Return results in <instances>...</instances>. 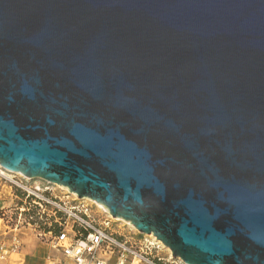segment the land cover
<instances>
[{
	"label": "water",
	"instance_id": "1",
	"mask_svg": "<svg viewBox=\"0 0 264 264\" xmlns=\"http://www.w3.org/2000/svg\"><path fill=\"white\" fill-rule=\"evenodd\" d=\"M0 165L264 264V0H0Z\"/></svg>",
	"mask_w": 264,
	"mask_h": 264
},
{
	"label": "built area",
	"instance_id": "2",
	"mask_svg": "<svg viewBox=\"0 0 264 264\" xmlns=\"http://www.w3.org/2000/svg\"><path fill=\"white\" fill-rule=\"evenodd\" d=\"M0 185L7 186L12 192H22L23 204L19 206V215L27 214L28 218H24L27 225L42 229L41 221L35 218L46 216L54 219L59 230H48L51 245L75 264H108L114 257H117L116 264H124L128 259H131V264L136 261L144 264H186L171 253L167 259L160 256V243L157 241L138 240L134 236L127 238L120 234L113 226V217L96 202L80 198L60 185L32 180L1 165ZM13 247H18L16 241ZM7 252L6 245H0L1 256L5 257Z\"/></svg>",
	"mask_w": 264,
	"mask_h": 264
},
{
	"label": "rangeland",
	"instance_id": "3",
	"mask_svg": "<svg viewBox=\"0 0 264 264\" xmlns=\"http://www.w3.org/2000/svg\"><path fill=\"white\" fill-rule=\"evenodd\" d=\"M11 191L7 186L0 185V245L5 244L8 252L5 257H2L0 254V264H6L7 256L12 254V258L9 260V264H18L21 263L24 256L21 254L25 249L38 250L37 256L40 258V262L37 264H75L71 259L66 258L61 251L55 249L51 245V238L48 234V227L50 218L47 219L46 216L35 218L38 221H41L40 226L42 229H37L31 225H27L24 218L27 214L25 213L20 217L19 213V204L23 202V198L18 195L15 191L11 193L17 195L14 198V202L18 204L15 205L12 201L6 205L8 198L10 197ZM93 206L97 209V205L94 202H91ZM100 209V208H98ZM107 215V213H104ZM114 228L125 237L129 238L134 236L138 240L148 239L150 241L156 242V240L150 236L151 234H143L139 232L133 225L128 221L123 219L112 218ZM46 226V227H45ZM42 230V231H41ZM15 241L18 243V247L14 249L13 243ZM157 243V242H156ZM158 254L165 257H169L170 251L159 244ZM117 257H114L108 264H116ZM124 264H131V259H128ZM135 264H144L140 262H135Z\"/></svg>",
	"mask_w": 264,
	"mask_h": 264
},
{
	"label": "crops",
	"instance_id": "4",
	"mask_svg": "<svg viewBox=\"0 0 264 264\" xmlns=\"http://www.w3.org/2000/svg\"><path fill=\"white\" fill-rule=\"evenodd\" d=\"M10 193V197L8 198V201L6 202V205L9 204L10 201H12L15 205H17V202H14V198H16L15 195H13L11 193V191H9ZM23 204V202L21 203ZM19 204V205H21ZM21 254L24 256V258L21 260V263L18 264H37L38 262H40V258L37 256H40V254H38V250H33V249H25L23 252H21ZM12 258V254H9L7 256V260L6 264H9V260Z\"/></svg>",
	"mask_w": 264,
	"mask_h": 264
},
{
	"label": "bare ground",
	"instance_id": "5",
	"mask_svg": "<svg viewBox=\"0 0 264 264\" xmlns=\"http://www.w3.org/2000/svg\"><path fill=\"white\" fill-rule=\"evenodd\" d=\"M61 186V185H60ZM61 187H63V186H61ZM63 188H66V187H63ZM95 202V201H94ZM100 207H102L109 215H111L110 214V212L108 211V209L103 205V204H101V203H99V202H96ZM115 219H121V218H115ZM130 223V222H129ZM131 225H133L132 223H130ZM134 226V225H133ZM150 236H152L154 239H156V241L158 242V243H160L162 246H165V248H167L169 251H170V253L173 255V253H172V250L168 247V246H166L161 240H159L154 234H151Z\"/></svg>",
	"mask_w": 264,
	"mask_h": 264
},
{
	"label": "trees",
	"instance_id": "6",
	"mask_svg": "<svg viewBox=\"0 0 264 264\" xmlns=\"http://www.w3.org/2000/svg\"><path fill=\"white\" fill-rule=\"evenodd\" d=\"M15 192L20 195L21 197L23 196L22 195V192L20 190H15ZM50 221L52 222V225L50 227H48L47 230H51L53 229L54 232L58 231L59 230V227L58 225L54 222V219L53 218H50ZM46 227V226H45Z\"/></svg>",
	"mask_w": 264,
	"mask_h": 264
}]
</instances>
